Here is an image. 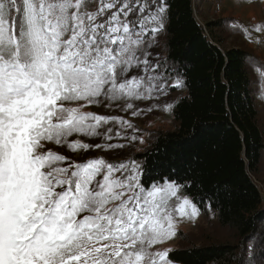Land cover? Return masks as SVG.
<instances>
[{
    "label": "snow or ice",
    "instance_id": "snow-or-ice-1",
    "mask_svg": "<svg viewBox=\"0 0 264 264\" xmlns=\"http://www.w3.org/2000/svg\"><path fill=\"white\" fill-rule=\"evenodd\" d=\"M170 7L0 0V264H175L163 245L178 235L177 211L189 222L200 213L178 195L190 186L149 181L134 156L85 158L138 139L113 113L138 117L141 103L152 111L186 86V70L159 51ZM239 264H264V236L246 239Z\"/></svg>",
    "mask_w": 264,
    "mask_h": 264
},
{
    "label": "trees",
    "instance_id": "trees-1",
    "mask_svg": "<svg viewBox=\"0 0 264 264\" xmlns=\"http://www.w3.org/2000/svg\"><path fill=\"white\" fill-rule=\"evenodd\" d=\"M168 3L167 59L186 70V86L172 107L173 128L157 131L135 157L144 162L149 181L164 176L189 185L181 192L200 211L210 204L218 226L231 232L225 240H190L171 250L170 259L239 264L246 239L264 236V204L254 180L264 137L248 71L252 57L240 47L223 48L217 36L223 22L201 24L193 0Z\"/></svg>",
    "mask_w": 264,
    "mask_h": 264
},
{
    "label": "rangeland",
    "instance_id": "rangeland-1",
    "mask_svg": "<svg viewBox=\"0 0 264 264\" xmlns=\"http://www.w3.org/2000/svg\"><path fill=\"white\" fill-rule=\"evenodd\" d=\"M193 8L196 19L201 24L211 20L223 22V26L217 31V36L222 40L221 46L223 48L240 47L250 53L252 64L248 66V71L252 80V89L258 111V124L264 137V32L256 30L257 25L264 28V0H193ZM245 28L249 29L248 33L244 32ZM159 40L161 43L160 54L167 58L166 33L161 35ZM183 94L184 87L173 89L168 95L161 96L155 101L156 106L152 108V111H148V108L152 106L153 102L141 103L140 107L144 109V112L138 117H132L130 113H113L124 116L136 126L138 131L135 134L138 139L129 145L128 150L108 152L94 150L85 154V158L103 156L108 160H119L130 156L135 157L137 153L143 151L150 144L157 131L173 128L172 108L169 110L166 106L169 104L173 106ZM89 110L101 111L95 108ZM129 134H131V130H129ZM85 142L99 143L100 141L86 140ZM112 142L128 143V141L119 138H114ZM53 150L59 149L53 146ZM71 156L78 161L81 159L78 154H71ZM254 180L260 190L264 204V149L260 161V172ZM178 195L185 196L181 190ZM172 200L175 201L176 198L173 197ZM186 211H190V209H186ZM176 219L180 221L177 228L178 235L163 245L170 251L188 246L191 244L190 240L195 242L198 240L211 241L210 239L213 237L217 240L231 238V232L218 226L216 218L209 211V208L200 211L198 217L190 222L187 217L181 218L178 211L176 212ZM156 247L159 248V246Z\"/></svg>",
    "mask_w": 264,
    "mask_h": 264
}]
</instances>
